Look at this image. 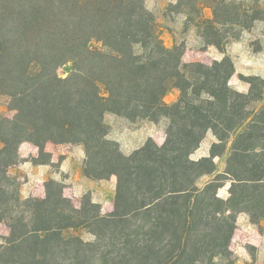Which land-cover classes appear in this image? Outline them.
Masks as SVG:
<instances>
[{"label":"trees","instance_id":"obj_1","mask_svg":"<svg viewBox=\"0 0 264 264\" xmlns=\"http://www.w3.org/2000/svg\"><path fill=\"white\" fill-rule=\"evenodd\" d=\"M145 4L0 0V92L14 112L0 117V223L10 232L0 264H66V255L69 264H215L231 255L239 215L264 221L263 80L250 78L242 93L230 86L229 56L211 66L185 63V47L165 45ZM178 4L212 9L213 18L198 26L222 52L263 19L257 3ZM92 41L103 50H91ZM71 61L79 63L76 72L60 78L58 68ZM173 89L180 97L168 104ZM109 113L167 120L164 144L150 139L125 155L109 138ZM209 132L216 138L209 155L192 159ZM26 142L39 147V163L51 160L49 142L82 145L87 176L117 178L114 211L102 214L90 196L76 208L53 179L45 198H23L10 169ZM216 159H224L223 170ZM82 229L95 240L70 233ZM112 245L120 249L107 250Z\"/></svg>","mask_w":264,"mask_h":264},{"label":"rangeland","instance_id":"obj_2","mask_svg":"<svg viewBox=\"0 0 264 264\" xmlns=\"http://www.w3.org/2000/svg\"><path fill=\"white\" fill-rule=\"evenodd\" d=\"M180 0H146L147 9L155 16L158 32L161 39L167 47L175 45H183L185 47L183 61L185 63L199 62L207 66H211L215 61H221L229 56L234 63L235 73L230 80V86L235 90L248 93L250 89L249 79L259 77L264 82V0H235L237 3L246 5H254L257 3L262 10V20L254 22L248 29L243 31L241 35L232 40L226 47L225 51L218 50L215 46L208 44L207 39L203 35V30L198 26L204 19L213 18L211 8H203L201 5L196 10L188 7H179ZM91 50H103L101 43L92 41L89 44ZM79 63L73 61L68 62L58 68L57 74L60 78L66 79L75 73V68ZM81 64V63H80ZM180 97V91L173 89L165 98L166 103H175ZM10 99L0 92V117H13L14 112L9 107ZM105 123L111 127L109 138L116 141L120 145L121 151L125 155H131L136 150L142 148L150 139H153L159 146H162L166 140L167 120L160 123H154L149 120L138 119L131 121L127 118L109 113L105 116ZM216 141L212 132H209L201 143L200 147L193 153L192 159L198 160L208 156L211 145ZM71 144L58 145L57 151L68 152ZM3 145L0 144V148ZM77 149V148H74ZM86 157V155H85ZM86 159V158H85ZM43 160V159H42ZM41 160V161H42ZM220 170L224 169V159H216ZM14 167V166H13ZM11 170V169H10ZM13 177V176H12ZM16 179V177H13ZM17 182V187L21 188V182ZM100 187V191L106 193L103 197V203H99L102 214L109 215L113 209V203L117 178L111 177L101 182L95 181ZM228 185L220 189L219 196L227 199L230 196ZM68 196V194H67ZM91 197L92 193L83 197L69 198L76 208H81L84 197ZM71 197V196H70ZM93 197V196H92ZM91 197V198H92ZM68 198V197H67ZM93 200V199H92ZM113 200V201H112ZM113 211V210H112ZM250 218L248 215L241 214L237 218V229L250 227ZM255 233L251 236L253 241H262L259 247L246 244L244 235L239 231L234 233L233 241L230 245L231 255L227 260H216L215 264H264V221L260 225H254ZM9 228L5 223H0V237L9 236ZM71 234L80 236L83 240L94 241L95 238L86 230H72ZM201 240L200 237H196ZM235 239V240H234ZM202 241V240H201ZM120 249L119 245H112L107 250ZM65 263L71 261L68 255L64 256ZM114 263L110 260L108 264ZM120 264V263H114ZM209 264V259L204 262ZM214 264V263H212Z\"/></svg>","mask_w":264,"mask_h":264},{"label":"crops","instance_id":"obj_3","mask_svg":"<svg viewBox=\"0 0 264 264\" xmlns=\"http://www.w3.org/2000/svg\"><path fill=\"white\" fill-rule=\"evenodd\" d=\"M58 145L64 144L47 143L45 152L50 155L51 159L47 163L37 162V159L40 157V150L35 144L26 142L20 146V162L11 168L10 175L16 177L17 181L21 182L20 193L23 198H45V184L50 179H53L64 186L65 197H83L91 192L94 202L103 203V197L106 193L100 191V187L95 181L101 182L104 180H94L84 173L86 158L84 147L82 145H67L73 149H70L68 152H60L56 150ZM112 203V210L114 211V202ZM112 210L109 214L113 212ZM236 231L244 235V239L247 241L246 244L259 247L263 243L262 241H253L251 236L256 230L252 223L250 227L236 229ZM4 238V236L0 237V244Z\"/></svg>","mask_w":264,"mask_h":264}]
</instances>
